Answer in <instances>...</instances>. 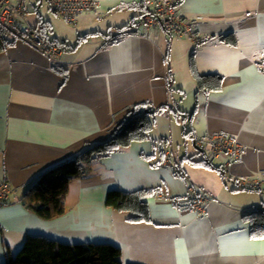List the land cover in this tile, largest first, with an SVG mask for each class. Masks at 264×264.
Segmentation results:
<instances>
[{
    "label": "crops",
    "instance_id": "obj_1",
    "mask_svg": "<svg viewBox=\"0 0 264 264\" xmlns=\"http://www.w3.org/2000/svg\"><path fill=\"white\" fill-rule=\"evenodd\" d=\"M139 1L99 0L100 15L87 12L77 26L55 12L66 21L58 28L42 11L44 0H34L37 16L28 10V22L53 41L65 39L62 53L51 58L10 35L0 51V184L12 186L0 205V264L28 234L114 244L124 264H264V237L246 219L264 205V185L236 183L264 169V0H182L178 12L200 43L134 27L145 13ZM193 67L220 75L222 86L201 89ZM137 113L154 122L149 137L96 159L72 180L62 215L46 219L26 205L44 171L108 140ZM178 133L185 143L177 149ZM218 133L243 150L229 166L228 156L210 159L215 176L198 156ZM191 187L203 199L199 211L191 209ZM145 188L160 190L146 199L148 221L107 204L112 190Z\"/></svg>",
    "mask_w": 264,
    "mask_h": 264
},
{
    "label": "trees",
    "instance_id": "obj_2",
    "mask_svg": "<svg viewBox=\"0 0 264 264\" xmlns=\"http://www.w3.org/2000/svg\"><path fill=\"white\" fill-rule=\"evenodd\" d=\"M137 8L145 12L150 10L148 1L140 0ZM38 31L50 42H55L43 27L36 26ZM124 29V28H123ZM236 43L234 35L226 37ZM9 33L0 29V51L11 44ZM201 89H219L223 79L220 75L198 74L193 67ZM154 128V122L144 113L134 114L127 122L106 141L90 145L80 155L62 161L44 171L28 188L24 199L27 206L43 218L51 219L62 215L66 206L64 196L72 180L89 172L91 164L103 156L131 145L134 141L146 140ZM208 161L210 165L212 162ZM158 188H145L133 192L112 190L108 193L107 204L121 211L137 214V220L148 221L150 209L147 197L159 194ZM252 224V232L257 237H264V205L246 215ZM2 264H124L121 249L110 243H66L50 238L44 234H28L24 244L14 254L9 253Z\"/></svg>",
    "mask_w": 264,
    "mask_h": 264
},
{
    "label": "built area",
    "instance_id": "obj_3",
    "mask_svg": "<svg viewBox=\"0 0 264 264\" xmlns=\"http://www.w3.org/2000/svg\"><path fill=\"white\" fill-rule=\"evenodd\" d=\"M51 8L70 25L77 26L80 17L92 12L100 15L99 0H47ZM142 1V0H141ZM152 8L143 13L134 21V27L146 26L148 28H161L170 35H189L196 43L201 39L193 33L187 20L178 12V6L182 0H145ZM4 28L10 36L22 40L36 50L48 55L51 58L59 56L65 45V39L50 42L36 28L28 22V10L24 0H0V29ZM210 150L214 158L228 156L229 163H237L243 150V144L235 137L227 134H214L210 137ZM229 174V168L224 171ZM229 179H231L229 177ZM236 183L244 188L262 190L264 185V169L258 172L256 178H238ZM191 193V209L199 211L202 209L203 199L193 187L189 188ZM12 193V186L9 182L0 184V205H3ZM263 206L257 207L262 209Z\"/></svg>",
    "mask_w": 264,
    "mask_h": 264
},
{
    "label": "rangeland",
    "instance_id": "obj_4",
    "mask_svg": "<svg viewBox=\"0 0 264 264\" xmlns=\"http://www.w3.org/2000/svg\"><path fill=\"white\" fill-rule=\"evenodd\" d=\"M33 1L34 0H30L29 1V5H28V10H30V11H32V12H30V16H37V12H35L36 10H37V7H39V4H33ZM12 2H16V0H12ZM31 5V6H30ZM42 11L46 14V16H48L49 18H53V19H55L56 20V22H57V25H58V28H59V26H63V25H66L65 24V20H63V19H61V18H58V16L55 14V11L51 8V6H50V4L46 1V0H44V2H43V7H42ZM185 126H186V128L188 129V130H190L191 129V125L190 124H185ZM182 129H183V124H182ZM183 138H185L182 134H180L179 135V133H178V137H176V142H177V144H176V147H177V149H178V145L179 144H182V146H184V143H185V141H184V143L182 142V140H184ZM191 140V139H190ZM189 142V144L191 145V146H189V152H191L190 153V155H192V153H193V151H197L196 150V148L194 147V144L192 143V141H188ZM196 146V145H195ZM198 148V147H197ZM183 150H185V148H183ZM199 153H200V155H202V156H198V157H201V159H203V161H205L206 160V156L208 157V160H210L211 159V161H213L214 160V163L218 160V159H215L214 158V156L212 155V152H211V150H210V147H209V149L206 147L205 149H203L202 151H200L199 150ZM192 157H195V156H193L192 155ZM187 162H188V160H187ZM202 167H204V168H207V167H210L209 168V170L212 172V173H215L214 175L215 176H218V173L217 172H215V170H212V169H214L210 164L209 165H207V167L206 166H202ZM210 178V177H209ZM222 179L220 178V180L219 181H217V179H211L210 180V182L211 183H213V182H215L216 183V181L217 182H220ZM63 242V241H62ZM67 243V242H66ZM69 243V242H68ZM24 244V243H23ZM73 244H75V243H73Z\"/></svg>",
    "mask_w": 264,
    "mask_h": 264
},
{
    "label": "water",
    "instance_id": "obj_5",
    "mask_svg": "<svg viewBox=\"0 0 264 264\" xmlns=\"http://www.w3.org/2000/svg\"><path fill=\"white\" fill-rule=\"evenodd\" d=\"M146 111H147V112H151V111H150V107H147ZM23 203H24V202H23Z\"/></svg>",
    "mask_w": 264,
    "mask_h": 264
}]
</instances>
